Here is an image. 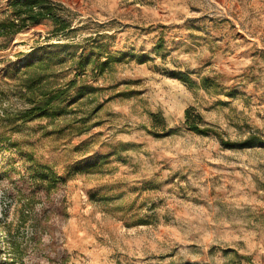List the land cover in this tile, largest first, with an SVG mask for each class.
<instances>
[{
    "label": "rangeland",
    "instance_id": "obj_1",
    "mask_svg": "<svg viewBox=\"0 0 264 264\" xmlns=\"http://www.w3.org/2000/svg\"><path fill=\"white\" fill-rule=\"evenodd\" d=\"M50 1L0 48V264H264V0Z\"/></svg>",
    "mask_w": 264,
    "mask_h": 264
},
{
    "label": "trees",
    "instance_id": "obj_2",
    "mask_svg": "<svg viewBox=\"0 0 264 264\" xmlns=\"http://www.w3.org/2000/svg\"><path fill=\"white\" fill-rule=\"evenodd\" d=\"M54 6L50 0H11L10 15L0 19V48L25 27L39 24L44 19L53 23L55 31L63 32L69 29L70 26L55 12ZM44 62L42 58L37 59L34 63L27 62L25 68L31 69V74L22 81H18L19 96L28 103L26 108L18 111L19 118L23 121L47 114L49 110L56 112L55 110L59 109L65 102L68 91L73 84L69 82L56 88L45 87L49 74L43 71ZM78 62L79 67L83 68L85 59L81 57ZM184 124L188 130L202 135H207L213 131L210 128L201 127L190 115L189 110L185 111ZM213 132L218 135V132ZM257 142H260V138L255 135H251L239 143L221 139V143L227 148L234 144L251 146Z\"/></svg>",
    "mask_w": 264,
    "mask_h": 264
}]
</instances>
